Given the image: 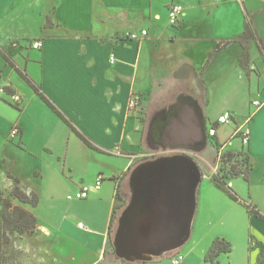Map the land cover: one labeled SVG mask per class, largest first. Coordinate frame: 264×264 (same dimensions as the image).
Returning a JSON list of instances; mask_svg holds the SVG:
<instances>
[{
	"label": "crops",
	"instance_id": "obj_1",
	"mask_svg": "<svg viewBox=\"0 0 264 264\" xmlns=\"http://www.w3.org/2000/svg\"><path fill=\"white\" fill-rule=\"evenodd\" d=\"M159 2L0 0V49L12 46L7 54L16 66L100 150L90 148L27 83L17 78L14 68L0 55V68H3L0 69V143L3 148L8 146L11 130L18 127L20 143L16 147L24 157L25 168H32L30 184L19 179L26 193L33 192L39 197L36 206L22 203L37 217L39 226L33 235L23 236L26 253L21 264H100L110 243L118 187L122 184L123 188L128 177L124 175L133 172L134 163L144 155L145 138L150 136V151L172 142L176 149L199 150L210 139L205 109L209 107L212 111L213 104L210 100L204 108L198 95L184 93L170 105L154 110L150 119L152 133L148 136L142 131L143 120L139 118L144 100L140 110L129 109L132 94L144 96L167 74L181 72L184 65H189L201 79L198 89L208 92V77L220 54L237 44L233 40L238 36L213 39L212 52H206L209 37L203 33L202 24L198 27L193 22L197 17L196 0ZM174 4L183 6L185 14L180 23L172 26L169 10ZM98 5L102 19L97 17ZM242 5L244 14H252L253 20L264 14V0L254 9ZM130 12L135 13L130 15ZM49 17L54 26H46ZM18 28L25 32L7 33L8 29ZM143 29L149 34L140 40L125 37L129 31ZM261 39L264 44V38ZM36 41L42 42L40 49L32 47ZM177 45H184L185 52L190 53L175 55L172 51ZM254 80L257 95L252 98V92L249 93L245 114L247 117L253 113L248 123L250 142L246 149L251 168L247 176L243 174L228 181L246 199H254L256 190L264 186V176L262 179L254 176L257 165L264 164V84L252 71L248 76L250 88ZM12 94L22 98L19 105L11 101ZM254 101L261 105L255 106ZM235 119L238 124L243 120L238 121L237 115ZM150 124L148 118L145 126ZM219 128L217 139L226 148L227 138H220ZM98 177H103L99 189L96 188ZM208 181L203 186L204 179L198 188L190 238L175 250L184 255L181 264H215L206 261L205 256L212 240L220 235L207 234L199 223L203 209L212 214L219 202L216 197L223 200L225 196L214 182ZM11 186L12 183L7 185L6 190ZM82 186L90 187L87 198H68ZM260 209L264 215V205ZM241 217L242 224L226 218L230 228L223 236L233 243V248L220 255L216 264H259V246L264 247V220L256 215ZM234 226H241L244 238L239 244L232 235ZM172 252L138 264H172L174 254L169 255Z\"/></svg>",
	"mask_w": 264,
	"mask_h": 264
},
{
	"label": "rangeland",
	"instance_id": "obj_2",
	"mask_svg": "<svg viewBox=\"0 0 264 264\" xmlns=\"http://www.w3.org/2000/svg\"><path fill=\"white\" fill-rule=\"evenodd\" d=\"M261 1L262 0H196L195 4L197 6L195 8L196 10L194 11L197 13V17L196 20L193 19V22L199 24L198 27L200 24H202L201 27L203 29V33L209 37L205 44L206 52H212L215 43L213 39H233L236 36L239 37V35H241L244 31L246 19H252L253 25L257 28L261 38H264V14H259V16L253 20L252 14H244L242 5L244 3L248 8L254 9L261 3ZM159 3L162 4L164 2L163 0H160ZM96 12L97 17L102 19L103 13L99 5L96 7ZM134 13L135 12H130L129 14L131 15ZM48 19V26H54L51 17ZM176 28H180V26ZM193 29L195 28L193 27ZM188 30L192 31L190 26H188ZM194 31L196 32V30ZM9 32L24 33L25 29H8L7 33ZM238 37L233 40L235 42L237 41V44L230 46L229 52H223L220 54V58L218 60L219 64L216 63L208 77V92H205L204 88L203 91L198 89L197 85L201 83V79L198 77L197 73H195L191 67H189V65H184V69L181 72H172V75L171 73L167 74L168 76L166 78H164L160 83H155L148 92L144 93V96L139 94L141 99L144 100L143 112L141 111L142 115L139 118H141V121L143 120L142 131L147 133V136L152 133L150 119H152L154 110L156 111L158 108L160 109L161 107H165L167 104L170 105L175 99H177L178 96L183 95L184 93L198 95L201 98V104L205 106L204 108L208 106V103L211 100L213 104L212 111L209 107L205 109L208 129L209 127L213 126L217 130V128L220 127V138H227V143L225 145L226 148L218 141V133H216L215 136L209 135L210 139L207 140L208 143L206 142L204 147L199 150H193L189 147H177L178 149H176L172 147V144L174 143L172 142L162 149H158L156 151L153 150V152L150 151V148L148 147L150 136H146L147 138L144 140L146 145L143 152L144 155H142L134 163L135 168L142 163L153 161L162 157L185 155L190 157L196 163L202 174V180L198 188L204 182V179L205 182L203 183V186L209 182L208 180H211L215 184V178H222L228 182L230 179L236 177L235 174L237 172H241V175H248L251 168V163L248 158V153L246 152L247 146H243L242 139L240 138L239 128L241 125L248 126L249 120L253 115V113H251L246 117L247 102L250 98L249 93L252 92V98H254L255 94L257 95V91L255 89L256 81H253L252 87L250 88L248 76L253 71L261 77V84H264V58L260 52L256 40L251 39L241 42L237 39ZM223 41V43H226V40ZM9 48L0 49V55L2 54L3 57L4 54H7ZM172 52L179 56L184 53L187 54L189 51L185 52L184 45H177L173 48ZM245 52H247L249 55L248 61L246 62L245 66L240 64L241 62L239 61V67L237 65L238 55L241 54L239 59L242 61ZM230 53L231 55H229ZM0 69L3 68L1 67ZM14 70L17 78L26 83V80L21 76V74L16 69ZM136 94L137 93L132 94L130 100ZM226 107L231 109L225 110L224 108ZM233 110L234 114L236 112L235 118L237 115L238 121L243 119L241 121L242 123H236L235 119L234 122L237 127L234 124L219 126L217 123V117H219L225 111L233 112ZM220 111L221 114L219 113L217 116L214 115V113H218ZM148 118L149 124L151 125L149 127L147 125L145 126L146 120H148ZM8 142L9 144L5 148H3L0 143V187L3 188V196L6 198H11L10 194L13 187V182L11 178H9L8 174H12L14 177H18L20 179L22 178L24 181L30 184L32 168H25V164L23 162L24 157L16 147L18 143H20V135L14 138L9 135ZM131 172L124 175L128 177L123 188L122 184L118 187V204L116 206V217L112 233L113 241L118 228L119 218L131 200L132 193L129 184V176ZM254 176L257 179H262V176H264V164L259 163L257 165ZM10 183H12L11 189L6 190V188H8L7 185L9 186ZM20 186L23 189L21 184ZM230 186L232 187V185ZM233 190L238 196H240V194H238L234 188ZM223 194L225 196L223 200H221L222 198L220 196L216 197L219 202H217V205L215 206L216 210L212 214L205 213V209H203V216L201 217V221L199 223V226L204 229L207 234L215 233L216 235H220L216 236L212 240V243L217 238L226 239L223 234L229 233L228 230L230 228V221H228L226 218L233 219L234 221H237L238 224H240L242 221V215L244 216L245 214L246 217L250 216L248 209L243 202L232 200L224 191ZM242 199L251 204L252 202L257 204L260 209V205H264V186L259 187L258 190H256L254 199H246L244 197H242ZM13 202L16 205L23 206V204L16 199H13ZM224 220L226 221L223 223ZM26 235L28 236V234L16 235L17 237L13 246V254L9 256L6 264H21V261L24 258L23 255L26 253L24 251L25 246L22 240L23 236ZM232 235L237 238L239 244L244 238L243 234L241 233V226L238 228L234 226ZM226 240L232 244L233 248V243L228 239ZM259 249L261 251L259 264H264V247L259 246ZM173 254H176V251H173L169 255L171 256ZM141 262L142 261H128L119 258L115 253V248L113 249L109 243L108 250L106 251V257L100 264H138ZM29 264H32V262Z\"/></svg>",
	"mask_w": 264,
	"mask_h": 264
},
{
	"label": "water",
	"instance_id": "obj_3",
	"mask_svg": "<svg viewBox=\"0 0 264 264\" xmlns=\"http://www.w3.org/2000/svg\"><path fill=\"white\" fill-rule=\"evenodd\" d=\"M201 180L198 166L185 155L137 166L113 242L116 255L146 262L181 248L190 238Z\"/></svg>",
	"mask_w": 264,
	"mask_h": 264
},
{
	"label": "trees",
	"instance_id": "obj_4",
	"mask_svg": "<svg viewBox=\"0 0 264 264\" xmlns=\"http://www.w3.org/2000/svg\"><path fill=\"white\" fill-rule=\"evenodd\" d=\"M48 26V24H46ZM241 42L245 40L254 39L258 43L260 52L264 58V44L263 40L258 35L255 26L253 25L252 19H246L244 24L243 33L237 38ZM7 64L16 69L21 76L26 80V83L35 91V93L59 116L61 117L75 132L76 134L92 149L98 150L92 142L81 132L76 130L71 122L57 109L55 104L48 99L44 93L41 91L40 86H38L30 77H28L23 71H21L8 54L3 55ZM249 55L247 52L244 53L241 64L245 66L248 61ZM242 173L237 172L236 177L240 176ZM13 182V187L11 190V198H6L3 196V191L0 188V264H6L9 259V256L13 254L14 244L16 240V235L28 234L32 235L36 232L39 222L37 217L25 209L21 205H16L13 202V199L18 200L23 204H31L36 206L39 202V197L35 193H26L20 186L21 181L19 178L13 177L11 174H8ZM225 177V176H224ZM215 185L224 191L229 198L234 201L243 202L246 208L248 209L249 215H256L264 220V215H262L256 205H253L246 200H243L238 196L229 183L222 178H215ZM115 214L112 217L110 225V244L114 249L113 245V226L115 223ZM251 243V242H250ZM232 251V244L226 239L217 238L213 241L210 249L206 253V261L212 263H218L220 255L223 253H229Z\"/></svg>",
	"mask_w": 264,
	"mask_h": 264
},
{
	"label": "built area",
	"instance_id": "obj_5",
	"mask_svg": "<svg viewBox=\"0 0 264 264\" xmlns=\"http://www.w3.org/2000/svg\"><path fill=\"white\" fill-rule=\"evenodd\" d=\"M185 14V10L183 8V6L178 5V4H174L170 10H169V23L172 26L177 25L178 23H180L182 17ZM149 32L147 29H143L139 32H128L126 33V38L130 39V40H140L141 38H144L146 36H148ZM32 47L34 49H40L42 47V42L40 41H36L32 44ZM114 58H111V62L114 63ZM22 98L20 97V95L18 94H12L11 95V101L16 104L19 105L21 103ZM141 96L139 94L134 95V97H132V99L129 102V108L132 111H137L140 110L141 108ZM253 104L257 107H259L261 105V102L259 101H254ZM235 120V115L230 112V111H226L224 113H222L218 119H217V123L218 125H229L231 123H233ZM217 130L211 126L209 128V135L210 136H215ZM239 133H240V138L242 139V143L243 146H247L250 142V134H249V128L248 126L245 125H241L239 128ZM11 137H16L19 135V129L18 127H14L11 130L10 133ZM103 177H98L97 183H96V188L99 189L102 183ZM90 192V187L89 186H82V188L77 191L75 194H71L68 196L69 199H84L87 198ZM1 209V206H0ZM80 226H82V224H79ZM184 260V255L181 253H176L172 256L171 258V262L172 264H181L182 261Z\"/></svg>",
	"mask_w": 264,
	"mask_h": 264
}]
</instances>
